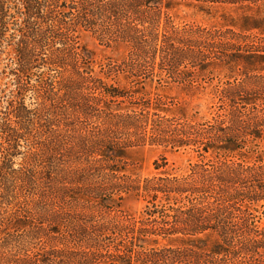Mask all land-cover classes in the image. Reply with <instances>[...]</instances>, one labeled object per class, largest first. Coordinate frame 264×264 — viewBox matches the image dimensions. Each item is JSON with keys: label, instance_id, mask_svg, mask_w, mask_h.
Instances as JSON below:
<instances>
[{"label": "trees", "instance_id": "trees-1", "mask_svg": "<svg viewBox=\"0 0 264 264\" xmlns=\"http://www.w3.org/2000/svg\"><path fill=\"white\" fill-rule=\"evenodd\" d=\"M214 76L210 119L167 100ZM0 93V264H264V0H0ZM144 143L197 159L134 179Z\"/></svg>", "mask_w": 264, "mask_h": 264}, {"label": "rangeland", "instance_id": "rangeland-1", "mask_svg": "<svg viewBox=\"0 0 264 264\" xmlns=\"http://www.w3.org/2000/svg\"><path fill=\"white\" fill-rule=\"evenodd\" d=\"M179 15L186 21H193L198 24H216L222 21L219 16V11L206 14L202 11H197L195 8L182 7L179 10ZM81 40L86 46L84 55L93 60V69L96 73H100V63L105 61L106 58H118L125 53V46L123 44L106 45L99 41L94 34L90 32H85L82 35ZM216 82L214 76L210 83L205 82L206 87L203 89L202 93L200 91V93L194 95L179 91L174 84L173 88L166 93L167 100L170 101L169 103L185 102L188 113L193 114L198 121L210 119L214 114L216 106V101L210 90ZM121 83H123V81H121ZM1 87H3V85H1ZM26 101H28V99H26ZM87 122L88 125L91 124L92 119ZM162 155L166 157L168 164L167 167L175 173L184 172L188 163L194 162L197 159L195 153L190 149L181 148L174 152H168L164 151L162 146L144 143L128 148V156L130 158L128 159V164L126 163L124 165V173L131 178H138L139 180L157 174L159 170L154 168L153 161ZM144 204L145 201L143 199L133 195H129L121 201L122 208L129 210L136 216L141 214L144 209ZM256 213L259 222L264 224V206L260 207Z\"/></svg>", "mask_w": 264, "mask_h": 264}]
</instances>
